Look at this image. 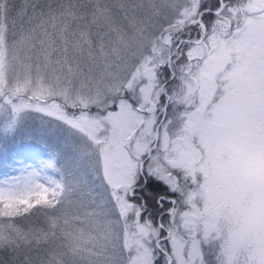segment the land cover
Instances as JSON below:
<instances>
[{"label": "snow or ice", "instance_id": "1", "mask_svg": "<svg viewBox=\"0 0 264 264\" xmlns=\"http://www.w3.org/2000/svg\"><path fill=\"white\" fill-rule=\"evenodd\" d=\"M29 121L0 264H264V0H0V142Z\"/></svg>", "mask_w": 264, "mask_h": 264}, {"label": "rangeland", "instance_id": "2", "mask_svg": "<svg viewBox=\"0 0 264 264\" xmlns=\"http://www.w3.org/2000/svg\"><path fill=\"white\" fill-rule=\"evenodd\" d=\"M34 121H29L19 132V138L14 145L12 141L9 143L0 142V185L11 176L20 174V169L25 165L39 166L40 159L49 158V149L39 144L35 139L36 128ZM58 153V154H57ZM52 158L56 160L57 167L50 169L47 173L41 174L40 181L53 185L55 182H63L68 171L67 164L75 165L78 156L74 148L70 146L60 145L52 153Z\"/></svg>", "mask_w": 264, "mask_h": 264}, {"label": "trees", "instance_id": "3", "mask_svg": "<svg viewBox=\"0 0 264 264\" xmlns=\"http://www.w3.org/2000/svg\"><path fill=\"white\" fill-rule=\"evenodd\" d=\"M33 125H34V127L36 128V125L38 126L39 125V121H34V123H33ZM38 128V127H37ZM36 128V129H37ZM18 138H19V135H18V133H17V135H16V137H15V140L14 141H12V143L15 145L17 142V140H18ZM9 143V142H8Z\"/></svg>", "mask_w": 264, "mask_h": 264}]
</instances>
